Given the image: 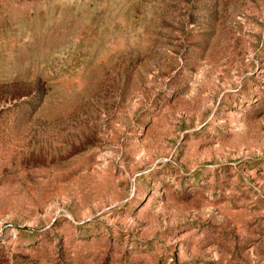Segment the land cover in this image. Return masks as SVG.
I'll use <instances>...</instances> for the list:
<instances>
[{
    "label": "rangeland",
    "instance_id": "obj_1",
    "mask_svg": "<svg viewBox=\"0 0 264 264\" xmlns=\"http://www.w3.org/2000/svg\"><path fill=\"white\" fill-rule=\"evenodd\" d=\"M0 264H264V0H0Z\"/></svg>",
    "mask_w": 264,
    "mask_h": 264
}]
</instances>
